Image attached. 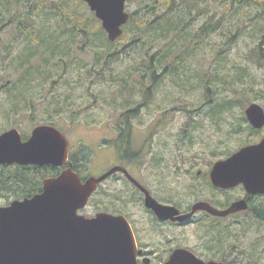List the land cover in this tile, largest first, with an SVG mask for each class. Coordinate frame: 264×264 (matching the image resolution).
<instances>
[{"label": "rangeland", "instance_id": "1", "mask_svg": "<svg viewBox=\"0 0 264 264\" xmlns=\"http://www.w3.org/2000/svg\"><path fill=\"white\" fill-rule=\"evenodd\" d=\"M43 1L42 11L30 9L27 3L17 23L0 30V135L16 129L28 139L35 127L48 125L45 122L50 120L56 125L53 127L67 137L72 150L78 152V162L86 160V171H82V167L79 169L82 174L99 171L106 162L121 166V157H134L133 161L139 157L134 162L139 164L130 168L131 173L159 201L179 204L183 210L197 202L221 207L242 196L240 188L226 194L215 191L205 175L215 161L224 160L242 145L255 141L254 137L243 132L227 137V117L232 111L233 127V121L248 105L256 103L264 109V52L263 55L258 52L261 45L264 51V3L258 2L264 0H254L256 3L244 6L240 5V0H195L194 3L181 0L184 1L181 14L171 17L188 24L184 30L191 34L186 36L183 33L180 37L176 34L178 37L168 39L156 34V43L152 41L154 35L148 38L142 33L141 20H134L139 19L135 17L141 16L144 7H155L156 11L148 15L151 20L165 15L169 10L166 1L169 0H127L125 12L130 17L134 13L136 16L133 15L134 20L122 28L121 37L114 42L108 40L101 22L89 7L77 0L72 9L79 17L78 21L87 28L68 29L74 31L75 38L73 44L72 41L69 43L71 55L66 59V71L63 75L53 71L52 79L42 86L38 80L33 82V99L28 102V108L14 106L8 92L18 82L21 72L16 67H8L12 54L7 51L16 49L15 41H24L33 29L44 28L47 40L60 36L66 29L59 26L71 15L53 9L62 0ZM187 5H193L192 9ZM29 9L31 13L27 14ZM93 19L99 24L95 25ZM207 23L213 27L209 35L194 37ZM100 31L102 37L98 34ZM30 39L36 43L35 36ZM169 49L170 58L161 60ZM188 49L194 50V57L184 53ZM182 60L193 70L202 68L203 73L218 67L219 61L232 73L237 67L244 69L242 83L234 89L229 85L215 84L214 78L211 79L208 97L213 103L218 98L236 102L234 107L221 113L219 120L204 115L209 107L206 105L203 112L195 114V110L207 100L204 87L191 82L183 89L175 83L176 79L170 73L175 72V68L171 69L170 65H178ZM153 71L158 77L156 86H151ZM149 88L152 93L145 96L144 91ZM128 112L135 114L125 120L124 115ZM192 124L198 126L188 129L187 126ZM127 129L128 136L119 138V132ZM187 135L194 143L191 146H188ZM12 201L14 199L10 196L0 199V206ZM260 202L264 204V199ZM98 212L127 215L139 229L143 241H155L160 235L169 237V246H162L167 251L183 246L206 260L226 264H264V225L255 218L253 211L245 210L226 218L199 213L192 223L183 227L152 230L154 224H149L140 195L124 179L117 178L103 183L79 214L93 217ZM156 260L153 258L152 263Z\"/></svg>", "mask_w": 264, "mask_h": 264}, {"label": "water", "instance_id": "2", "mask_svg": "<svg viewBox=\"0 0 264 264\" xmlns=\"http://www.w3.org/2000/svg\"><path fill=\"white\" fill-rule=\"evenodd\" d=\"M82 1L101 22L109 41L121 37L130 18L125 12L126 0ZM245 111L252 127H263L264 109L260 105L253 103ZM67 161L68 142L53 126L35 127L26 141H22L16 129L0 135V166L59 168ZM117 171L125 172L115 167L100 177L81 181L68 168L55 178L45 179L41 193L0 206V264H137L136 240L124 216L99 212L86 218L78 213L86 207L98 185ZM128 178L144 194L145 208L159 220L185 222L196 212L227 217L247 209L245 200L236 201L224 210L197 202L189 213L180 214L173 206L158 203L137 181ZM209 181L216 189L243 185L250 194H264V140L217 161ZM164 264L224 263L204 262L190 251L178 249Z\"/></svg>", "mask_w": 264, "mask_h": 264}, {"label": "trees", "instance_id": "3", "mask_svg": "<svg viewBox=\"0 0 264 264\" xmlns=\"http://www.w3.org/2000/svg\"><path fill=\"white\" fill-rule=\"evenodd\" d=\"M33 1V2H31ZM36 1V2H34ZM253 1V2H250ZM169 6L168 13L165 12V15H159L154 20H151L148 18V15L150 13H154L156 10L155 7L147 8L144 7L143 12L141 16L137 17L135 15V18L139 19H133V15H131L129 22L131 23V20L134 21L141 20L139 22L140 29L143 31L142 33L145 34L146 37L150 38V36H155L156 43V34L157 37L168 39V38H174V37H180L183 35V33L187 36L191 33L189 31L185 32V28L188 27V24H182L183 20L176 21L173 20L171 17L172 15L181 14L182 12V5L184 4L181 0H169L166 1ZM195 0L187 1L186 3H194ZM260 3H264L262 1H258ZM27 3L30 7V9L39 8L38 11H42L44 7V1L43 0H0V30L6 28L7 26H10L14 23H17V21L23 16L24 9L27 7ZM75 3V4H73ZM77 0H62L61 4L53 7V9L57 10L56 12H63L64 15H69V13L72 15H69L67 19H64L62 22V25L59 26V28H65L66 32H63L60 34V36H54L51 40H47L46 35L43 34V29H33L31 30V35L28 34L25 37L24 41L18 42L15 41L16 49H13L12 51H7L8 54H12V59L10 60V63L8 65L9 68L16 67V70H20L21 76L19 77L18 82L14 83L12 87L9 89L10 99H13V105L14 106H24L25 108H28V102H32L33 95L31 94L32 89V83L38 80L37 82L40 84V86L44 85L49 79H52L51 73L56 70V73L54 74H61L63 75L64 71H66V68L68 67V64L66 63V59H68L71 55V50L69 48V43L73 44L74 38L73 33L69 32L68 29L74 27L79 28L81 27L83 30H86L87 28L86 24L81 23L78 21L79 17L76 14L75 10L72 9V5H76ZM241 6L246 5V3H256L254 0H240L239 1ZM157 4V1L153 3L155 6ZM193 6V5H192ZM192 6L187 5L190 9H192ZM30 9L27 11V14H30ZM31 16V15H27ZM28 17V18H29ZM175 17V16H174ZM181 19V18H180ZM80 20V19H79ZM95 25L99 24L98 20L93 19L92 20ZM208 21V20H207ZM128 22V23H129ZM163 22V23H162ZM131 25V24H130ZM126 26V25H125ZM44 27V26H42ZM100 28V27H99ZM126 28V27H125ZM263 32V28H261ZM213 30V27L210 23L203 24L199 29V34H197L194 37L198 36H208L209 32ZM2 31V30H1ZM86 34V31H84V34ZM99 36L102 37L103 34L100 31ZM173 34V35H172ZM176 34L178 36H176ZM172 35V36H171ZM31 36H35L36 43H33L30 39ZM64 36H67V39H64ZM184 36L183 39L186 37ZM191 36V35H190ZM159 40V39H158ZM192 42V40H190ZM104 43H107L106 41ZM190 44V43H189ZM184 46V44H182ZM189 46L183 49H187ZM262 47V45H261ZM258 49V52H260V55H263L264 52L262 48ZM15 52V53H13ZM185 54H193L192 57H194V50L188 49L185 50ZM171 56V50H167L162 56L161 60H167ZM184 58L185 55H183ZM191 57V58H192ZM176 59V58H174ZM154 60V59H151ZM264 60V57H263ZM36 61V62H35ZM176 62V61H174ZM220 62V63H219ZM217 62L218 67L215 66L211 68L209 71H206L203 73L202 68L200 71L193 70L192 67H190L185 60H182L177 65L176 63H171V69H174L175 72H170L172 75H174V78L176 79V84H180V88L185 89L188 84L191 82H195L204 87L205 90V96L207 97V100L200 105L199 109H196V113L203 112V107H207V112L204 113L205 116L211 118L212 120L220 119V115L223 112H226L230 109V107H234L236 105V102L230 99H217L214 103L212 100L209 99V93H210V86L211 79L214 78L215 84H221V85H229L231 87H234L242 83V77L244 76V69L242 67H237V70L235 69V72H230L225 69L224 66L221 65V61ZM169 67V66H168ZM167 67V69H168ZM165 72L167 73L168 71ZM165 72L163 75H165ZM210 74V75H209ZM158 77L156 76V72L153 71L152 74V85H157L156 80ZM152 93V88L148 90L145 89L144 95L149 96ZM235 102V103H234ZM205 106V107H206ZM204 107V108H205ZM19 107H17L16 111ZM135 112H128L125 114V120L127 119V116L134 115ZM48 125L56 126L55 123L51 122L50 120H46L45 122ZM201 123V122H199ZM194 124V123H193ZM191 125L190 127L187 126L188 129H194L198 125ZM128 130H123L122 136H128ZM122 132V131H121ZM187 140L189 141V145H193V141L190 138L189 135L186 136ZM23 140L27 139V136L22 137ZM228 155V154H227ZM230 155V154H229ZM56 170L50 169V167H42L37 168L33 166H0V199H7L8 196H10L12 199L21 200L24 198H31L34 195L42 192V180L48 176H51ZM205 184L207 182L205 181ZM208 185V184H207ZM8 204V203H5ZM4 205V204H3ZM221 205V204H219ZM254 216L257 220H259L264 225V209L263 211H255L253 212Z\"/></svg>", "mask_w": 264, "mask_h": 264}, {"label": "flooded vegetation", "instance_id": "4", "mask_svg": "<svg viewBox=\"0 0 264 264\" xmlns=\"http://www.w3.org/2000/svg\"><path fill=\"white\" fill-rule=\"evenodd\" d=\"M250 105H248L247 107H245V110ZM245 110L242 111V114L240 115V117L238 119H235L233 121L234 122V126L233 127H232V120H233V118L231 116V112L232 111H230V113L228 114V117H227V124L229 123L227 137L231 138L235 133H241V132H243V134H246L249 137H254L253 140H255V141H253V142H250L249 141L247 144L242 145L241 147H239L237 149V151L231 153L228 157H230L231 155H233L234 153L238 152L241 149L248 148V147H252V146H256V145L260 144L264 140V125L260 129H256V128L252 127V125L248 121V118H247V115H246V111ZM119 128L121 129V127H119ZM121 136H122V133L119 132V138H121ZM22 137L23 136L21 135V139H22ZM65 138H66V140L68 142V161H67V163L64 166H61V167L58 168V167L46 166V165L45 166H33V165H30V166L37 167V168L50 167V169H55L56 170L53 174H51V176H48V177L44 178V180L47 179V178H55L59 174H61L64 170H66L68 168H71L74 172H76V174L79 176V178L81 179V181H84V180L89 179L91 177H100V176L106 174L107 172H109L111 169H113L115 167H120L126 173L125 172H122V171H117V172L113 173L104 182H102L101 184L98 185V188H97V191L96 192H99L101 185L103 183L107 182L108 180H113V179H117V178L119 180H120V178L121 179H124L129 184V186H131L134 190L137 191V193L140 195V198H142V205H143V208H144L145 213L147 214V217L149 218V224H152V223L154 224V228L155 229H152V230H158V229L160 230V229L165 228V227H168V228H170V227H173V228L183 227L186 224L192 223L196 219L197 214H199V213L206 214L205 212H198L190 220H188L187 222H177V221H171V220H165V221L159 220L151 210H148V209L145 208V206H144V198H145L144 197V194L130 181V179L128 178V176H130L132 179H134L135 181H137L143 188H145L149 192L150 196L152 198H154L158 203L164 204V205L173 206L174 208H176L180 212V214L189 213L190 212V208H188L187 210H183L179 204L162 203L161 201H159L157 199V197L155 198V196L152 195V192L148 189V187H146L141 182V180H139L136 176H134L131 173L130 168L131 167H137V165L139 163L136 162L134 164V162L135 161H138L137 159L139 157H136L134 159V161H133V158L134 157H121L122 159L119 160V162L122 163L121 166L120 165H117V164L111 166L113 163L110 164L108 162L105 163V161H103L102 162V165L105 163V166L103 167V169L99 170L101 172H99L98 170L97 171L96 170H93L92 171V174L87 173V175H84V174L81 173V171L79 169L82 167V169H83L82 171H86L85 170L86 160L85 161L80 160L78 162V160H79V154H78V152L77 151L75 152V151L72 150V147H71V145H70V143H69V141H68V139H67L66 136H65ZM26 140H24V141H26ZM105 142L106 143H109L108 141H105ZM87 160H88V158H87ZM128 160H130L131 162H128V163L123 162V161H128ZM161 160L163 161L162 158H161ZM217 161H220V160H217ZM217 161H215L210 166L209 171L205 175V177L207 178L208 181H209L210 171L213 168V165ZM121 163H119V164H121ZM10 166H13V165H10ZM23 167H25V166H23ZM108 167H110V168H108ZM198 177H201V175L199 174ZM236 188H240L241 191H242V193H241L242 196L239 197V199H237L236 201L245 200L246 203H247V209H246V211H253V212H255V211H263L264 204H262L260 202V200L261 199H264V194H250V193L247 192L246 188L243 185H239V186H237L235 188H232V189H229V190H222V189H216V188H214V189H215V191H218L220 193L226 194L229 191L234 190ZM96 192H94V194ZM230 203H225L221 207L220 206H217V205H215L216 207L215 206H213V207L214 208H217V209H220V210H224V209H227L232 204V203L231 204ZM110 214H112V213H110ZM235 214H237V213H235ZM113 215H115V214H113ZM206 215H208V214H206ZM231 215H233V214H231ZM231 215H229V216H231ZM116 216H124L128 220V222H129V224H130V226H131V228L133 230L134 237H135L136 244H137V254H136L137 264H164L165 262L168 261V259L173 254V252L175 250H178V249H186V250L190 251L191 253H193L200 260H203L204 262L214 261L212 259L206 260L202 256L198 255L197 253H194L192 250H189V249H187L186 247H183V246H175V247H172V249H168V251L166 249H163L162 246H167L168 247L169 244H170V240H169L170 238L169 237H164L163 235L157 236L155 238V241H153V240L143 241V238H141V236H140L139 229L137 228V226L134 223H132V221L128 218L127 215H125V214H116ZM153 258L157 259L155 261V263H152V259ZM215 262H219V261H215ZM221 263L226 264L225 262H221Z\"/></svg>", "mask_w": 264, "mask_h": 264}]
</instances>
